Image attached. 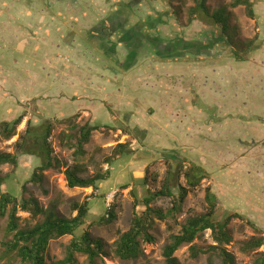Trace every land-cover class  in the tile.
<instances>
[{
    "label": "rangeland",
    "instance_id": "374dc122",
    "mask_svg": "<svg viewBox=\"0 0 264 264\" xmlns=\"http://www.w3.org/2000/svg\"><path fill=\"white\" fill-rule=\"evenodd\" d=\"M108 1L110 5L107 4L106 10L111 12L119 9L122 10V7L119 8L120 5H125V3L122 2H127L126 4L131 3L129 0ZM232 1L233 0H208L207 5L211 11H215L222 6L229 5ZM252 2L254 4L255 13L257 14L256 20H249L246 18L242 7L228 10L234 15V17L230 19V26L234 27L238 24L240 27V31L233 34V37L237 40L252 39L257 32L264 38V0H252ZM132 4L133 13L140 21H146L148 17L153 19L159 18L162 21V25H157L155 26V30L149 31L151 36L159 33V36H161L163 40L182 37L185 41L205 40V42L211 36H214V38L218 37V30L212 27L205 19L197 20L189 24L188 9L193 6L191 0H182V2L173 0L171 5L169 4V0H133ZM46 5L47 3L42 4L39 0H0V11L3 12L0 23L5 25L3 28L7 29L9 27H14L15 19L24 22L23 18L21 19L15 15L16 12H21L23 13L21 14L22 16L25 15L31 18L25 20L24 23L27 26L31 25L27 33H33L38 24L39 12H42L45 9L43 6ZM59 5H64V1L60 0ZM175 12L178 14L175 15ZM132 25L133 22H130L125 29ZM84 33L87 32L84 31ZM41 36H43V32L39 37ZM4 37H6V39L11 38L12 40L14 34H5ZM32 37L33 36H31V38ZM261 37L260 39H262ZM18 39L21 42L22 38H20V36H18ZM84 39L85 37L82 38V40ZM33 43H35V47H38V45L41 46L38 39H35ZM114 43H117L116 39ZM14 46V44L7 42L0 43V61H2L0 69L1 73L6 77L0 80V92L2 91L5 94L3 97L5 105L0 103V120L14 119L24 113L25 115L17 128V135L10 141L0 140V152L14 153L18 156V166L16 168L10 165L0 166V177L3 179L0 190L2 193L11 194L17 199L33 198L38 201L39 206L44 210L53 202H57L58 207L56 212L63 217L75 215L71 212V204L87 202L89 205V213L84 220V225L76 230L74 237H79L83 231L88 230L93 238L101 240L105 255L102 260H97V264H165L162 257V250L168 243L169 236L179 233L180 226L187 218L206 212L208 205L205 200V188L208 186L212 189V192L217 198L216 220H221L226 211H234L244 214L255 221L264 232V146H261L260 142H254L258 137L264 140V135L255 133V137H252L250 131L254 130L255 123H245L244 121L236 119L237 116L264 117V83L260 88L262 82L259 81L264 75V44L260 51L252 54L248 64L232 72H230V70H232L230 65L232 58L231 52L227 46L221 43L217 44L215 47L213 57L205 55V58H193L188 56L184 60L159 61L143 51L139 52L140 56H138L137 59L138 65H136L131 72L127 73L128 76L126 78L132 80H135V78L140 79L137 84L129 88V91H132L129 97L135 99L131 104L136 110V114L132 116L134 119L136 117V126H140L139 128L136 127L138 129L134 130H138L137 132L142 134L140 135L141 141L135 140L133 136L127 135L124 131L111 129L122 125L117 120V116H114L115 113L110 115L109 123L104 122V117L102 118L103 113H97L93 109H91L90 116L86 114L87 110L81 109L85 113L82 115L77 113L75 114L77 117L73 119L75 108H68L70 99L57 100V93L52 88L49 89V92L46 94L52 95V99L54 98L53 101L43 104L47 111H45V108L43 109V105H37L40 101L39 99L30 100L17 98L19 94H16L17 89L15 84L7 82L8 72L11 71L7 66L10 65L12 68L13 65L15 67L13 63V58L15 57H12L15 53ZM16 46L18 53L15 54L17 56L22 49L20 45L17 44ZM82 47H84L82 51L85 52V45L83 44ZM30 48L33 49L34 47H27L29 50L26 49L23 51L24 60L22 62H17V67L24 66V68H31L30 66L32 65H35L36 68L40 66L43 67L41 64V56H36L37 50H31ZM39 51L41 54L42 51L40 48ZM126 56V49H119L118 46L116 47V55L112 58L111 62H117V64L122 63ZM57 57L58 65L59 62H69L67 58L59 57V53ZM85 57L88 61V66L89 64H97L98 70L105 66L103 61L98 62L96 59L95 62V58L92 56L85 55ZM87 63H84V65ZM70 64L73 65L71 61ZM203 64H205V76L199 75L203 80L202 86H204L205 81L209 79V74H218V77L221 75L220 80L216 83V85L219 84L220 88L212 89L213 91L216 90L219 96H224L218 98L217 94L214 95L217 97L215 98L216 100L222 102L221 106L225 107V110L220 111L221 114L216 112L214 116H217L216 118H223V121L219 122V124L207 123L205 121V109L196 112L198 114L193 113L194 108L189 109L190 107H194L191 102V89L194 88L197 93L198 89L195 85V80L196 78L198 79V74L201 69L200 66H204ZM114 67L116 66L110 67V71L105 72L108 74L106 77L109 79L116 78L113 76V73L117 75H121L122 73L119 69L115 71ZM41 72L42 69H40L36 75ZM100 73H102V71H100ZM80 74L82 76L75 79L79 82L77 88L81 85L86 86V88L83 89L80 87L78 91L82 92V95H94L95 91L88 89L89 86L87 82L84 81L86 76L84 71L82 70ZM224 74H226V76H224ZM98 77L102 79L104 76L101 77L99 75ZM150 77L157 79L159 83H152ZM104 79L105 78L99 81L106 85ZM52 81L54 82L53 85H55V78H53ZM141 81L142 83H140ZM108 82L109 81H107V84ZM137 85H139L140 88L142 87L143 91L147 86H149L147 88H150L151 85H158L161 93L149 91L144 93L141 91L142 96H140V91H137ZM39 87L41 89L37 88L36 90V87H32V89L36 92L39 91L45 94L46 87L45 85L43 86V82H41ZM114 87L115 86H113V88ZM20 88L22 89L21 83ZM172 90H174L173 93L175 94L176 101L178 100L179 102V109L169 118L171 122L165 123L162 120L163 116L159 114L153 115L152 110L154 112V108L159 105L160 108L168 104L171 105L175 97L172 98V95L167 92H171ZM20 93L22 94L24 92L21 91ZM30 93L32 95L33 91ZM155 93L156 95H160L159 100L154 97ZM207 94L208 92H204L202 96H199V101L196 106L201 102L204 104L205 108V97ZM119 98L122 100V97ZM73 100L74 98H72V101ZM43 101L46 102L44 99ZM58 101L59 108L63 107L64 110V113L61 115L56 114L57 112L53 110L57 109L55 104H57ZM209 105L212 107V104ZM99 106L103 111L102 106ZM103 106L105 105L103 104ZM211 114H213V112H211ZM169 116L170 115H168L167 118ZM229 116L233 117V119H227ZM45 118H48L54 127L52 135L48 138L47 142L52 147V156L59 161L61 167L59 170H48L44 172V181L41 187H39L38 185L28 182L32 172L40 163V160L36 156L29 155L37 152L36 146H34L32 140L27 137L24 139L23 144L29 154L15 152V147L13 145L17 141L19 134H23L21 132H23L24 126L28 120H30V124L33 128L36 127V129H39L40 126L43 125ZM67 118H70L68 119L69 121H66ZM55 120H63L68 123L63 121V123H57ZM146 120L149 124V131L151 134L149 135V142H153L151 138L154 135V139L156 138L157 143L162 140V143L170 149L171 153H173L172 145L170 144L171 147L167 145L170 143L169 141H166L167 144H165V138H167L168 135L173 136L174 134H170V131L168 129L167 131L166 128L171 127L174 129L181 122L190 125L191 129L194 128L193 134L190 137L182 142H178L180 145L178 153L186 160L183 163L184 168L188 169L192 164H196L204 170L206 168L210 172L211 177L208 180H202L199 187L188 191L182 211L175 220H167L165 222H160L156 219L153 220L150 234L154 241L152 244L142 243V255L138 259L134 261H121L113 254L114 244L120 235L129 229L133 216L144 211L145 208L141 205V202L144 197L148 195V191H159L166 174L165 160L162 157L161 151L155 152L154 150V153L153 151L152 153H147L151 151L148 148V144L144 143L145 146L142 145L146 140L148 132V130L144 131L143 129V127L147 125ZM92 123H96L97 125L100 123L108 124V127L111 128L104 131L93 132L89 142L84 146L86 150V152L84 150V155L75 157L73 152L78 131L86 124L90 125ZM154 123L156 124L154 125ZM160 127L169 133L165 132L166 134L162 137V131L159 129ZM37 131L41 132V130ZM232 134L237 141V138H240L238 142H240L241 139L243 141L247 139V141L251 140L253 143L247 144L241 142L238 145L234 143V139H225L224 136H232ZM117 144H129L131 148H135V155L127 158L115 157L113 150ZM255 158L259 160V163H257ZM110 160L111 164H107ZM75 165L83 169V174L81 175L83 178L104 173L105 171L108 175L106 179L97 182V190L95 191L90 188L69 189L66 186L63 171ZM178 183L185 186V180L182 177L178 179ZM121 186L125 188L123 187L124 189H122L120 188ZM109 193L114 194L111 209H114L115 220L109 225L100 226L98 225L99 219L107 215L101 196ZM150 207L161 209L163 212H166L171 208V201L168 198H160L151 203ZM18 216L21 218L19 229L33 227L43 219L41 215H38L36 218H31L29 214L22 212H20ZM6 224V217L0 219V264H24L15 253H7L3 247V243L10 241L12 238V235L6 233ZM228 229L231 242L226 245L225 248L234 256L235 264H252L256 257V253L264 252V247H261L254 253L244 254L240 252L239 248L241 244L250 240L253 236H256L242 221H231ZM71 239V236H65L60 239L51 240L47 248L46 263L55 264L57 261L63 260L66 247ZM194 244L200 247L213 245L214 243L210 231H206L201 238L194 241ZM175 257L179 264H208L205 255H200L196 259H190L188 246L180 248L175 253ZM76 259L77 264H88L86 257L83 255H77ZM215 263H218V261L215 260Z\"/></svg>",
    "mask_w": 264,
    "mask_h": 264
},
{
    "label": "trees",
    "instance_id": "16d2710c",
    "mask_svg": "<svg viewBox=\"0 0 264 264\" xmlns=\"http://www.w3.org/2000/svg\"><path fill=\"white\" fill-rule=\"evenodd\" d=\"M172 1L173 0H169L170 5L172 4ZM174 1L182 2V0ZM191 1L193 3V6L188 9L189 24L197 20L205 19V21H208L212 27L218 30L217 38L211 36L207 39L206 42L205 40L185 41L182 37H174L172 39L163 40L161 36H159V33L155 34L154 36H151L149 34V31L156 29L155 26L162 25V21L159 18L153 19L149 17L146 19V21L137 20L138 22L133 23L132 26L125 29V27L130 23L128 21L125 22V20H129L131 17L135 16V14L133 13L131 2L127 6L122 7L121 14L125 12L126 17L124 18V20L120 21L121 25H123L120 29H118L117 27V24L119 23L118 20L111 23L110 28L105 27L104 29H101L99 25H97V27L94 26L93 29L91 28V33L94 32L98 34H95L96 37L94 35L91 40L88 39L89 47L87 46L85 52H80V55H82L83 57V63L88 62L85 55L92 56L95 58V62L97 59L98 62L103 61L105 63V66H107L106 72H109L113 66H116L114 67L115 71L119 69L122 72L121 74H126L128 72H131V70L136 65H138L137 59L138 56H140L139 52L143 50L144 52L146 51L145 53L147 55L153 56L159 61H172L176 59L184 60L188 56L193 58H205V55L213 57L215 47L217 46V44L221 43L227 46L231 52L232 58L230 65L232 70H230V72H232L235 69L248 64L252 54L260 51L261 47L264 44V38H262L258 32L252 39L237 40L233 37V34L235 32H239L240 27L238 24H236L234 27L230 26V19L234 17V15L232 12L228 11L229 9L233 10L238 7H242L244 9L246 18H248L249 20H256L257 14L255 13L252 0H233L229 5L222 6L215 11L210 10L209 6L207 5L208 0ZM21 14L23 13H15L17 17L21 19L23 18L24 22L27 19H31L30 17L25 15L22 16ZM177 14L178 13L175 12V15ZM2 17L3 12L0 11V18ZM24 22L15 19V24L12 28H16L20 32H28L29 28H31V25L27 26ZM4 26L5 25H2L0 23L1 29ZM94 29L100 30L99 32H97ZM117 30H121L120 33L122 34L119 38V43H113L110 40L112 36L109 34V32L113 34L116 33ZM87 35L90 36L92 34ZM97 36L100 37L98 38ZM260 37L262 39H260ZM93 39H95V41H93ZM6 41V37H3L0 40V43H4ZM97 43H100L101 45H98ZM118 44L124 46L127 51V56L125 57L124 61L119 64H117V62H111L112 58L116 55V47L120 46ZM145 47L146 49H143ZM63 57L67 58L66 56ZM71 62L74 63L73 61ZM85 65L88 66V63ZM92 65L89 64V67H94V69L96 70L95 67H97V64ZM95 70H93L92 72H95ZM100 71L102 70L97 69L95 74H102L101 76H104L103 78L108 75L103 71L102 73H100ZM113 76H117V74L113 73ZM224 76H226V74H224ZM220 78L221 75L218 77V74H209L208 80L218 82ZM259 81L262 82L260 86L261 88L264 83V75L260 78ZM119 85L120 83L117 82L112 83V86L115 87H118ZM217 85L220 88L219 84ZM173 92L174 90L167 93L171 94L172 98H174L175 94ZM215 94H217L218 98L224 97L223 95L219 96V93L217 91ZM4 95L5 94L1 91V104L4 101ZM217 97H215L214 94L210 95L209 92L205 97V108L204 104L201 102H199L198 106H196L199 101V96L194 88L191 89V102L193 103L194 107L205 109V121L207 123L219 124V122L223 121V118H216L217 116L214 117L216 112L221 114L220 111L225 110V107L221 106L222 102L215 99ZM209 104H212V107ZM171 106L172 108H179V102L178 100L176 101V97L175 100L173 99V103H171ZM194 107H190L189 109ZM211 112H213V114H211ZM24 115L25 113L20 114L14 119L0 120V140L10 141L17 135V128L21 124ZM171 115L169 116V118L171 117ZM76 117L77 116L74 115L73 119ZM68 119L70 118H67L66 121H69ZM227 119H233V117L229 116ZM236 119H238L239 121H244L245 123H255L254 130L250 131V135L252 137H255V133L264 135V117L237 116ZM56 121L57 123L66 122L63 120H55V122ZM30 123V120L26 122L24 130L23 132H21L23 134H19L18 139L13 146L15 147V152L27 154L28 150L25 149L23 144L24 139L27 137L32 140V144L36 146L37 152H35V154H28L36 156L40 160V163L32 172L30 178L28 179V182L41 187L44 181V172L48 170H59L61 164L54 156H52V147L47 142L48 138L52 135V132L54 130L52 122L48 118H45L43 125L40 126L39 129H36V127L33 128ZM108 128H111L108 127V124L104 125L101 123L98 125L96 123L90 125L86 124L85 126L81 127L78 131L73 155L75 157L83 156L85 153L84 146L89 142L91 134L96 131H104ZM111 129L124 131L127 135L133 136L135 140L141 141L140 135L142 134L137 132L138 130H134L131 132L130 129L128 127H125L124 125H120V127L116 128L113 127ZM167 129L170 131V134H174L173 136L168 135V137L165 138V144H167L166 141H169L170 143L167 145H172L173 153H171L170 149L164 144L161 145L160 142L157 143V140L154 141L152 138L151 139L153 142L150 143L149 139L146 138L145 142L142 143L143 146H145V144H148V148L151 150L150 152L153 151L154 153V150L155 152L161 151L163 155L162 157L165 160L164 162L166 165V174L159 191H148V195L144 197L141 202V205L145 208L144 211L133 216L129 229L126 232L122 233L114 244L113 254L121 261H134L138 259L142 255V243L152 244L154 241L152 235L150 234L153 220L156 219L160 222L175 220L182 211V207L187 197L188 191L199 187L202 180H208L211 177L210 172L206 168L204 170L202 167L196 164H192L188 169L184 168L183 163L186 160L178 153V148L180 147L178 142H182L183 140H186V138L190 137L193 134L194 128L191 129L190 125H186L185 123L181 122L178 126H176V128L173 129L171 127H167L166 130ZM37 130H41V132H38ZM161 131V136L164 137V134L166 133H164V130L162 128ZM224 137L225 139H234V143H237L238 145L241 142L247 144L253 143V141H247V139H245L244 141L241 139V141L238 142L240 138H237V141L233 134L232 136L226 135ZM160 141L162 142V140ZM254 142H260L261 146H264V140H262L261 137H258ZM113 151L114 156L117 158L133 157L136 152L135 148H131L129 144H117ZM255 160H257V163H259V160L257 158H255ZM107 164H111V160L110 162L108 161ZM3 165H10L13 168H16L18 166V156L14 153L12 154L7 152H0V166ZM82 174L83 169L78 165H75L72 168H66L63 171V175L66 181L67 188H90L95 191L97 190V182L106 179V176L108 175V173L105 171L104 173H99L91 177L83 178L81 177ZM180 177L185 180V186H182L180 183H178V179ZM2 184L3 179L0 177V189ZM123 187L121 186L120 188L124 189L125 187ZM104 196H101L102 201L104 199ZM160 198H168L171 201V208H169L166 212H163L161 209L150 207L151 203ZM205 200L208 205L206 212L204 214L187 218L185 222L180 226L179 233L169 236L168 243L162 250V257L165 264H179L177 258L175 257V253L180 248L185 246H188L190 259H196L200 255H205L207 257L208 264H235L234 256L225 248L226 245L231 242V236L228 226L233 220L242 221L256 235L253 236L250 240L245 241L241 244L239 248L241 253H254L257 252L261 247H264L263 229L260 228V226L255 221L248 218L244 214L234 211H226L221 220H216L217 198L209 186L205 188ZM57 207L58 203L53 202L46 210H44L39 206L38 201L33 198L17 199L11 194L2 193L0 190V219L6 217V233L12 235L10 241L3 243V247L5 248L6 252L15 253L20 261L24 264H47L46 254L49 242L51 240L60 239L65 236H71L72 239L66 247L64 259L61 261H57L55 264H77V255L85 256L88 264H97V260H102L105 255L104 246L101 240L93 238L88 230L83 231L79 237H74V233L84 225V220L89 213L88 203L83 202L81 204H71V212L75 215H71L70 217H63L58 215V213L56 212ZM20 212L29 214L31 218H36L38 215H41L43 219L41 222L36 223L33 227L19 229V222L21 221V218L18 216V214ZM114 220L115 214L114 209L112 208L106 216H102L99 219L98 225H109ZM206 231H210L211 238L214 244L206 245L205 247H200L194 244V241L201 238ZM215 260H217L218 263H215ZM252 264H264V252H257Z\"/></svg>",
    "mask_w": 264,
    "mask_h": 264
},
{
    "label": "crops",
    "instance_id": "0c3cea01",
    "mask_svg": "<svg viewBox=\"0 0 264 264\" xmlns=\"http://www.w3.org/2000/svg\"><path fill=\"white\" fill-rule=\"evenodd\" d=\"M39 1L42 4L47 3V5L43 6L45 9L42 12H39L38 24L36 25V29L33 33L20 32L16 28L15 29L13 28H7V29L2 28L1 29L0 28V40L5 36V34L7 35L14 34V38L11 40V38L9 37L10 39H7L6 42L15 45L14 46L15 53H18V50L16 49L17 44L20 45L22 49L19 55L16 56L15 53L14 55L12 54L13 55L12 57H15L13 58V63L15 67L13 65H12V68L10 67V65L7 66L8 69L11 70L8 72L7 82L11 84L12 83L15 84L16 89H17L16 94L17 95L19 94L17 98L30 99V100L39 99L40 101L39 103H37V105H43L44 103L46 104L47 102L49 103L53 101L54 98L52 99L51 97L52 95L46 94L47 92H49V89L52 88L57 93L56 94L58 96L57 100L61 101L62 99H66V98L70 99L69 100L70 104L68 108L69 107L75 108V113L73 115L77 113L80 115L84 114L85 112L81 110L83 109V110H87L86 114L90 116L91 109H93L97 113H103L102 118L104 117L103 119L104 122L109 123L110 115L111 114L113 115L115 113L114 116H117L118 118L117 120L119 121L120 124L124 125L125 127H129L131 131H134V129H138L140 126L139 125L136 126L135 124L136 117L134 119V117L132 116L133 114L134 115L136 114L135 112L136 110L133 108L131 104L133 101H135V99H132L129 97L132 94L131 93L132 91H129V88H131L132 85L137 84L140 79L135 78V80H132L130 78H126L128 74L123 73L121 75L115 76L116 78H119V79L114 78V80H111L108 77H105L104 80H105L106 85H104L103 83L100 82L102 81L103 78L101 79L100 77H98L99 75L95 74L97 71V67H95L96 68L95 70L94 67L90 68L89 66L84 65L83 57L82 55H80V52H82V50L84 49L82 45L84 44L85 49H86L89 43L88 39L91 40V38H93L95 34H98L94 32L91 33L94 26L97 27V25H99L101 29H104L105 27L110 28L111 23L118 20L119 23L117 24V27L118 29H120L123 26L121 25L120 21L124 20V18L126 17V13L124 12L123 14H120L122 12L120 9L114 10L113 12L107 11L106 10L107 4L110 5V2L108 0H105V1L103 0H99V1L97 0H62L64 1V5L62 6L59 5L60 0H39ZM129 1L133 2V0H129ZM122 3H125V5H120L119 8L125 7L128 5L126 4L127 2H122ZM33 15H36V14H33ZM137 20L139 19L135 15L131 17L129 20H125V22L128 21V22L135 23V22H138ZM94 30L99 32L100 29H94ZM84 31H86L87 33H84ZM120 31L121 30H117L116 33H113V34L109 32V34L112 36L110 40L113 43L115 42V39L117 40V43H119V38L122 34L120 33ZM42 32H43V36L39 37ZM87 34H92V35L88 36ZM18 36L22 38L21 42L19 41ZM31 36L33 37L31 38ZM83 37H85L84 40H82ZM97 37L99 38L100 36H97ZM35 39L39 40V44L41 46L38 45V47H35L34 45L35 43H33V41L35 42ZM93 41H95V39H93ZM100 43H97V44L99 45ZM27 47H34L33 49L32 48L30 49L37 50L36 56L37 57L41 56L42 58L41 64L43 65V67L40 66L39 68H36L35 65L30 66L31 68L29 67L24 68V66L22 67L16 66L17 62L19 61L22 62L24 60V55L22 54V51H25ZM39 48L42 51L41 54H40ZM122 48H124V46L120 45L119 49H122ZM143 49H146V47ZM58 53H59V57L66 56L69 62H59V65H58V62H57ZM0 60H1V57H0ZM70 61L74 62V63L71 62L73 65L70 64ZM1 62L2 61H0V67L2 66ZM203 65L204 66H200L201 69L198 74V79L196 78L195 80V85L198 89L197 94L198 96H202L204 92L205 93L210 92V95H213V94L215 95L216 90L213 91L212 89L219 88L218 85H216L217 82L207 80L205 81V85L202 86L203 80L202 78L199 77V75L205 76V64ZM106 68L107 66H103L101 70L103 72H106ZM40 69H42V72L36 75V73ZM82 70L86 74L84 81H86L89 86V88L88 87L87 88L90 89L91 91L92 90L95 91L94 95H87V94L82 95L83 93L78 91L80 87H82L83 89L86 88V86H82V85L77 88L79 82L75 80L79 76H82L80 74ZM93 70H95V72H92ZM101 75L102 74H100V76ZM3 78H6V77L4 76L3 73H1V69H0V80ZM53 78H55L56 80L55 85H53L54 84V82L52 81ZM150 78H151L150 81H152V83L154 84L159 83L157 79H154L152 77ZM107 81H109L108 84H107ZM41 82H43V86L45 85L46 87L45 94H42L39 91L36 92L32 89V87H36V90L37 88H40L39 86ZM113 82L120 83V85L118 87L113 88L112 86ZM20 83L22 85V89L20 88ZM140 83H142V81ZM147 87L143 91L142 87L140 88L139 85H137V91H140V96H142L141 91L144 93H146L147 91L161 93V90H159L160 88L158 85H155V86L151 85L150 88H147ZM114 89L116 92L114 91ZM21 91H23L24 93L21 94L20 93ZM31 91H33L32 95L30 93ZM110 92H112L113 94ZM156 93L154 94V97L157 100H159L160 95H156ZM119 97H122V100ZM72 98H74L73 101H72ZM43 99L46 100V102H44ZM59 101L57 102V104H55L57 109H53V110L57 112L56 114L61 115L64 113V110H63V107L59 108V104H58ZM151 102H154V101H151ZM2 104L5 105V102L3 101ZM103 104L105 106H103ZM99 105L102 106L103 111L101 110ZM159 106L154 108L155 110L154 112L152 110V113L153 115L159 114L163 116L162 120L165 123L171 122L169 117L167 118L166 116L175 114V112H177V110L179 109V108H174V107L172 108L170 104H168L167 106H164L163 108L162 106L161 108ZM44 108H45V111H47L46 107L43 105V109ZM69 111H72V110H69ZM200 111H201V108L194 107L193 113L198 114L196 112H200ZM146 124L147 125L143 127V129L144 131L148 130L146 138L149 139V134H150L149 129L150 128H149V124L147 120H146ZM155 124L156 123H154V125ZM159 129L161 130V127ZM165 132L169 133L164 130V133ZM152 139L154 141L156 140V138L154 139V136L152 137ZM160 143L161 145H163L161 141ZM147 153H152V152L149 151Z\"/></svg>",
    "mask_w": 264,
    "mask_h": 264
},
{
    "label": "built area",
    "instance_id": "2783aa9c",
    "mask_svg": "<svg viewBox=\"0 0 264 264\" xmlns=\"http://www.w3.org/2000/svg\"><path fill=\"white\" fill-rule=\"evenodd\" d=\"M113 198H114V194L110 193V194H107L103 200L104 209L106 211V214H108V212L111 210Z\"/></svg>",
    "mask_w": 264,
    "mask_h": 264
},
{
    "label": "clouds",
    "instance_id": "9594fccd",
    "mask_svg": "<svg viewBox=\"0 0 264 264\" xmlns=\"http://www.w3.org/2000/svg\"><path fill=\"white\" fill-rule=\"evenodd\" d=\"M109 194H110V193H109ZM106 195H107V194H106ZM106 195H105V196H106ZM104 198H105V197H104ZM103 200H104V199H103Z\"/></svg>",
    "mask_w": 264,
    "mask_h": 264
}]
</instances>
